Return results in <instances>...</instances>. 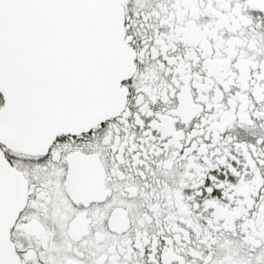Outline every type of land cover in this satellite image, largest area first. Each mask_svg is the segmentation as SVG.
Segmentation results:
<instances>
[{"label":"snow or ice","instance_id":"obj_1","mask_svg":"<svg viewBox=\"0 0 264 264\" xmlns=\"http://www.w3.org/2000/svg\"><path fill=\"white\" fill-rule=\"evenodd\" d=\"M0 264H264V0H0Z\"/></svg>","mask_w":264,"mask_h":264}]
</instances>
